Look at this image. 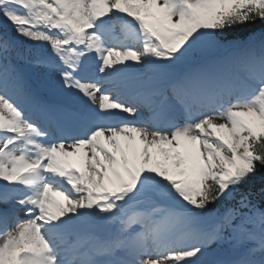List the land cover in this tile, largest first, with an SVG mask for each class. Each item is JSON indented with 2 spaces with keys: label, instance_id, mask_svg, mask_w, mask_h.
I'll return each mask as SVG.
<instances>
[{
  "label": "snow or ice",
  "instance_id": "snow-or-ice-1",
  "mask_svg": "<svg viewBox=\"0 0 264 264\" xmlns=\"http://www.w3.org/2000/svg\"><path fill=\"white\" fill-rule=\"evenodd\" d=\"M0 264H264V0H0Z\"/></svg>",
  "mask_w": 264,
  "mask_h": 264
}]
</instances>
